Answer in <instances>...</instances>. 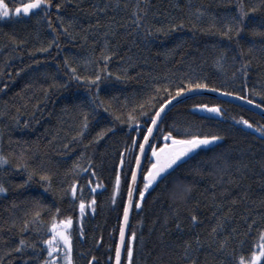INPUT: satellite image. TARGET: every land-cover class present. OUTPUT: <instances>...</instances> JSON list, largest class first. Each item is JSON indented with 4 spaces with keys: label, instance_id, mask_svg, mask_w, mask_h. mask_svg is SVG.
<instances>
[{
    "label": "trees",
    "instance_id": "trees-1",
    "mask_svg": "<svg viewBox=\"0 0 264 264\" xmlns=\"http://www.w3.org/2000/svg\"><path fill=\"white\" fill-rule=\"evenodd\" d=\"M257 2L244 0L246 7ZM197 7L217 16L234 11L230 0H67V7H62L59 15L65 17V23L73 16L77 18L69 27L74 38L63 35L53 7L49 15L53 16L58 41L43 52L36 49L45 48L52 39L46 18L38 20L33 15L0 18V153L13 164L23 159L31 168L47 172L51 180L50 188L45 190L36 182L38 177L24 185L25 174L19 170L4 167L0 171V180L8 188L6 193H0V264H18L21 259L8 249L17 242L22 221L31 220L32 212L39 208L40 219L34 225L30 223L23 235L29 241L46 239L52 210L57 207L58 218L74 217L73 264H87L92 258L93 264L97 261L114 264V244L119 238L117 225L122 217V200L126 198L122 196L126 194L125 177H131L127 171L131 152L125 153V163L120 166V190L114 198L113 181L119 153L127 147L126 136L132 131L114 117L124 119L122 112L154 95L157 86L163 87L182 75L206 77L216 87H225L228 92H239L240 97L247 95L248 100L264 104V97L254 96L251 91L264 93V52L259 50L260 38H255L257 50L251 54L246 78L237 71L239 65L231 60V51L221 62L223 67L217 68L219 47L212 45L223 47L220 42L224 38L213 34L215 30L202 33L191 26L190 21L196 22ZM93 8L97 11L92 12ZM262 11L264 6L250 13L249 18L259 19ZM136 16L141 17L139 26ZM180 19L185 21L184 27L178 26L166 34L153 31L150 36L145 35L149 27L167 28L169 23L178 24ZM199 26L206 27V23ZM85 35L87 39H82ZM251 41L247 34L241 36L243 48ZM107 52L112 53L108 70L127 79H113L107 90L102 85L100 97L111 111L102 107L96 114L89 113L88 127L81 132L88 88L75 80L65 84L66 72L71 66L78 75H94L97 63L103 67L98 58ZM244 79L248 92L242 90ZM192 104H218L221 113L192 108ZM241 116L258 126L264 125V117L256 112L209 96L193 97L167 113L168 124L194 126L222 139L213 142L214 146H204L205 150L190 158H182L163 179L150 185L141 207H133L128 233L133 229L137 233L135 264H186L185 240L191 242L188 256L195 257L196 264H234L237 254L246 253L253 243L261 242L258 233L264 229V133L258 135L255 129L244 125L239 120ZM101 129L104 135L94 139ZM74 162L80 164L82 172L73 170ZM93 171L95 176L90 174ZM73 180L77 182L75 197L67 191ZM88 181L100 186L93 189ZM80 185H84L83 189ZM189 185L190 190L185 191ZM93 196L94 206L88 207L86 203L85 212L77 221L79 199L87 202ZM191 215L197 220L192 221ZM177 220L180 227L176 226ZM221 223L222 227L213 233L212 227ZM81 226L83 236L79 235ZM196 235L200 237L198 249ZM225 238V247L220 250L219 241ZM25 253L30 257L33 254L31 249H25ZM57 259L60 260L59 255Z\"/></svg>",
    "mask_w": 264,
    "mask_h": 264
},
{
    "label": "snow or ice",
    "instance_id": "snow-or-ice-1",
    "mask_svg": "<svg viewBox=\"0 0 264 264\" xmlns=\"http://www.w3.org/2000/svg\"><path fill=\"white\" fill-rule=\"evenodd\" d=\"M234 4V11H225L220 16H217L214 12L207 11L203 7H197L195 9V23L191 22V26L196 29L198 28L200 32H209L215 30L213 34L219 35L224 38L220 43L224 46L220 47L219 44L212 45L213 48L219 47V52L215 58L216 67L222 68L221 63L227 58V54L231 51V60L239 65L237 71H240L242 75L246 78L248 75V67L251 61V54L257 50V44L255 38L259 37L262 43L259 45V50L264 52V11H262L259 19L249 18L250 13H255L258 9L264 6V0H258L257 3H253L252 6L246 7L244 0H230ZM57 10L55 19L59 21V28L63 30V35L69 38H74L73 33L69 31V27L73 26L77 18L75 16L71 17L65 23V17L59 15V10L62 7H67V0H58L54 3V0H13L9 3L8 0H0V18L10 17V16H36L38 20L47 19V27L51 29L52 39L48 41L45 48L36 49V51H46L47 48L52 47L54 41H58L57 29L53 27V16L49 15L52 8ZM97 8H93L92 12H96ZM100 12L104 11V8H99ZM137 7L133 6V15H136ZM143 12L142 9H140ZM137 26L141 22V17L136 16L135 20ZM206 23V27H200V23ZM99 24V21H96ZM219 25V27L217 26ZM249 25L251 27H249ZM184 27L185 21L180 19L177 23H169L168 27L163 26L156 27L152 29L148 28L145 35L150 36L153 31L157 33H167L170 30L176 29L177 27ZM87 27H92V25H87ZM247 34L252 37V41L248 44L247 48L241 46V36ZM82 39H87V35L82 37ZM16 42L15 40L13 41ZM23 43V41H20ZM56 47L59 48L60 45L57 42ZM105 49H101L103 53ZM111 52L101 55L98 59L103 62V67L99 63L95 66L94 75H78L75 67H68L66 72L67 80L65 84L69 81L75 80L79 83H84L87 85V110L84 111L82 116V126L80 131L88 127L89 113L96 114V110L105 107V101L101 99L100 92L103 85L105 90L112 87L111 81L113 79L120 81L126 80V76H119L115 72H110L108 70V60L111 56ZM246 55L248 58L246 59ZM36 61H34L35 63ZM65 65H68V60L65 58ZM84 63H88L85 61ZM19 72L20 69H17ZM126 71V70H125ZM232 76L235 77L236 73L233 72ZM242 90L245 92L250 91L247 86V80L241 81ZM3 87H6L3 86ZM216 92H224L226 95L240 96L239 92H228L225 87H216L215 84L209 83L206 77L198 76H184L182 75L178 80L168 81L165 86H157L154 91V95L146 96L145 99L136 105H133L130 109L122 112L124 119H121L119 115L115 116V121L119 123H126L128 127L132 130L127 133L126 144L127 147L121 149L119 156V164L115 167V179L113 181L112 197L116 196L117 191L120 190V166L125 163V153L131 152L128 157V169L127 171L131 173L130 179L125 177L126 184V198L122 200L123 211L122 217L118 221V240L114 244V264H135L134 262V239L136 238V231L133 229L128 234H126V226L129 223V211L130 208H140L141 202L145 197V192L149 189L150 185L154 182H158L159 179H163L162 174L166 170L171 169L173 166L177 165V162H182V158L187 159L198 151L205 150L204 146L212 145L213 142L221 140L222 137L217 134H209L203 132L201 129L189 126L181 127L176 124H168L165 122V117L168 110L171 108L172 104H175L177 100H183L185 94H195L196 89H208ZM254 96L264 97V93L256 92L254 89L251 90ZM242 99L248 100V96H241ZM84 104V101L80 102ZM250 103L255 104L256 100L253 99ZM192 108L205 109L210 112L221 113V106L218 104H192ZM264 108V104L260 105ZM105 111H111L109 108L105 107ZM240 122L249 128L255 129L257 132L264 133V125L258 126L252 123L250 120L244 117L239 118ZM135 125V127H133ZM169 130H165V129ZM111 131V129H108ZM132 132L136 134L133 135ZM173 132L176 134L174 135ZM104 135V130L101 129L100 132L94 137V139H99L100 136ZM163 140L164 142H160ZM130 141V142H129ZM159 143V147H157ZM133 149H138L137 151H132ZM151 149V151H149ZM142 157H147L146 160L142 162ZM91 160L88 161L89 166H91ZM4 167H7L9 171L19 170L24 173V179L22 184L29 185L34 177H38L36 181L38 184L42 185L45 190H48L51 185V180L47 172L37 171L31 168L28 163L23 159H18L16 163H12L9 157L0 153V171ZM73 170L83 171L80 164L73 163ZM95 176L96 173L93 171L90 173ZM142 180V183L139 182ZM88 184L94 189L100 185H92L91 181ZM84 185H80L83 189ZM190 185L185 187V191L190 190ZM77 182L73 180L68 186L67 191L72 196H76ZM8 188L5 187L3 180H0V193H6ZM95 202V197L87 200L79 199L78 209L79 215L76 216L78 221L80 215L85 212V206L87 203L88 207H93ZM39 204V200H36ZM60 213V208L57 207L52 210V215L50 216L49 223L47 225V235L46 239L29 241L23 233L29 229V225L36 224L40 219V209L33 211L31 220L25 219L22 221V226L18 229L21 233L17 237V242L14 247L8 249L9 253H18L21 259L18 264H73L72 259V226L74 217L72 215H62L58 218L57 214ZM190 219L196 221L197 217L191 215ZM43 223V221H40ZM166 222V221H165ZM15 223V221H13ZM139 223V221H138ZM176 226L180 227L179 220L176 221ZM217 227H222V223L214 225L211 229L213 233L217 231ZM249 228H251V223H249ZM39 232V229H33ZM79 235L83 236L82 226L79 228ZM161 235H163L161 233ZM5 239H7L5 237ZM142 239V238H141ZM195 247L198 249L200 247V237L196 235ZM258 239L261 241L259 244L253 243L249 251L240 252L234 257V264H264V229H260L258 233ZM225 239L219 241V248L223 250L226 244ZM99 243V240L96 241ZM190 241L185 240L184 245V258L186 259V264H196L195 257H189L188 252L190 251ZM46 246V247H45ZM122 246L125 250V256L122 259ZM111 247V246H109ZM57 248L59 251L57 252ZM25 249L32 250V256H28L25 253ZM56 253V254H54ZM57 255L60 256V260H57ZM231 255V253L229 254ZM41 256L43 258L41 259ZM2 259V258H0ZM95 258L89 259L87 264H93ZM98 264V261L96 262Z\"/></svg>",
    "mask_w": 264,
    "mask_h": 264
},
{
    "label": "water",
    "instance_id": "water-1",
    "mask_svg": "<svg viewBox=\"0 0 264 264\" xmlns=\"http://www.w3.org/2000/svg\"><path fill=\"white\" fill-rule=\"evenodd\" d=\"M196 96H209V97L217 98V99H220V100H225V101L240 105V106H242L244 108L250 109V110H252V111L256 112L257 114H259V115L264 117V108H261L260 105H258L256 103L252 104V103H250V100H244L240 96H232V95H226L224 92H216V91L212 90L211 88H208V89H196L194 95L191 94V93L185 94V98L183 100H177V102L175 104H172V106L168 110V112L171 109H173L174 107H176L177 105H179V104H181V103L185 102L186 100H189V99H191L193 97H196ZM208 112L209 113H213V112H210V111H208ZM217 114H219V113H217ZM257 134L260 135L259 132H257ZM145 158L146 157H142V162L145 160ZM172 168L166 170V172L164 174L168 173L170 170H172ZM164 174H162V176ZM132 209H133V207L130 208V211H129V222H130V218H131ZM128 227H129V223L126 226V234L128 233ZM121 255H122V259H123V256H124V248H123V246H122Z\"/></svg>",
    "mask_w": 264,
    "mask_h": 264
},
{
    "label": "rangeland",
    "instance_id": "rangeland-1",
    "mask_svg": "<svg viewBox=\"0 0 264 264\" xmlns=\"http://www.w3.org/2000/svg\"><path fill=\"white\" fill-rule=\"evenodd\" d=\"M59 251V249L57 248V252ZM54 254H56V253H54ZM58 260V259H57Z\"/></svg>",
    "mask_w": 264,
    "mask_h": 264
},
{
    "label": "bare ground",
    "instance_id": "bare-ground-1",
    "mask_svg": "<svg viewBox=\"0 0 264 264\" xmlns=\"http://www.w3.org/2000/svg\"><path fill=\"white\" fill-rule=\"evenodd\" d=\"M259 105V104H258Z\"/></svg>",
    "mask_w": 264,
    "mask_h": 264
}]
</instances>
